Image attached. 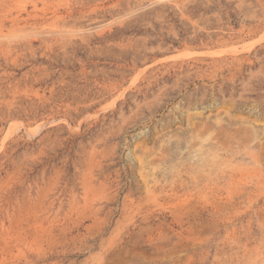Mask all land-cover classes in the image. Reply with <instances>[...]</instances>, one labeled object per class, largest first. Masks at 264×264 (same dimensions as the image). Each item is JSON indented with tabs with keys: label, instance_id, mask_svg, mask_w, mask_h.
Masks as SVG:
<instances>
[{
	"label": "rangeland",
	"instance_id": "1",
	"mask_svg": "<svg viewBox=\"0 0 264 264\" xmlns=\"http://www.w3.org/2000/svg\"><path fill=\"white\" fill-rule=\"evenodd\" d=\"M0 264H264V0H0Z\"/></svg>",
	"mask_w": 264,
	"mask_h": 264
},
{
	"label": "bare ground",
	"instance_id": "2",
	"mask_svg": "<svg viewBox=\"0 0 264 264\" xmlns=\"http://www.w3.org/2000/svg\"><path fill=\"white\" fill-rule=\"evenodd\" d=\"M40 12V11H39Z\"/></svg>",
	"mask_w": 264,
	"mask_h": 264
}]
</instances>
